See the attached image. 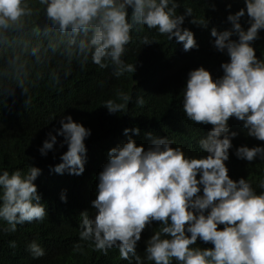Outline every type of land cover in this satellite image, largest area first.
Returning <instances> with one entry per match:
<instances>
[{
  "label": "clouds",
  "instance_id": "1",
  "mask_svg": "<svg viewBox=\"0 0 264 264\" xmlns=\"http://www.w3.org/2000/svg\"><path fill=\"white\" fill-rule=\"evenodd\" d=\"M61 33H70V44H78L84 59L90 56L99 68L114 65V75L134 73L135 64L122 59L132 41L134 25L157 29L168 40L183 43L185 51L197 47L194 33L183 28L186 8L177 15L176 0H40ZM241 8L227 19L231 30L213 28L214 47L226 52L230 62L222 64L223 76L213 79L203 66L190 71L183 92V108L189 120L211 124L200 148L207 153L199 158L186 156L167 138H154L145 150L131 138L113 147L99 173L94 218L81 213L80 239L91 241L97 251L107 254L119 250L122 260H136L137 242L147 225L160 222L161 227L146 242V258L154 264H264V191L259 194L245 178L233 180L225 161L233 147L235 132H229V118L243 121L247 134L264 141V59L257 58L252 42L264 29V0H245ZM230 7V6H229ZM129 8L132 9L129 16ZM249 17L245 30L240 21ZM23 0H0V28L7 29L22 16L30 15ZM192 23L206 24L203 21ZM238 39L233 40V34ZM145 39L144 44L150 43ZM125 101L129 96L123 95ZM143 105L144 100H138ZM104 106L109 113L121 112L125 105L112 100ZM56 135L47 134L39 149L42 155L62 136L68 150L54 171L81 175L85 170L86 144L91 130L74 121L71 115L60 120ZM130 130L125 129V135ZM131 131L139 133V129ZM236 156L248 162L264 159V147L241 146ZM41 169L31 166L26 173L15 170L0 173V221L15 232L18 225L43 221L47 215L34 181ZM199 176V179L197 177ZM264 188V183L260 185ZM202 191V194H201ZM66 201V196L61 195ZM223 225V228H218ZM211 243V248L193 247L197 239ZM15 248V242H11ZM34 259L45 250L36 241L28 245Z\"/></svg>",
  "mask_w": 264,
  "mask_h": 264
},
{
  "label": "trees",
  "instance_id": "2",
  "mask_svg": "<svg viewBox=\"0 0 264 264\" xmlns=\"http://www.w3.org/2000/svg\"><path fill=\"white\" fill-rule=\"evenodd\" d=\"M23 2L31 14L7 29L0 28V173H26L31 166L40 168L34 183L47 215L43 221L18 225L15 232H6L9 225L0 221V264H129L120 258L117 248L104 254L91 241L80 239L81 213L87 211L94 218L96 210L91 202L96 199L99 173L109 159V151L129 138L145 150L154 138H167L186 156L207 155L199 140L208 135L212 125L188 119L183 92L190 71L201 66L213 79L223 76L222 64L230 62V57L214 47L211 30H231L227 17L246 8L245 0H176L177 15L192 9V16L185 17L182 27L194 33L197 47L188 51L183 43L175 38L168 40L157 29L134 25L132 41L122 59L135 64L136 71L119 78L110 61L107 68L101 69L90 56L84 59L78 44L69 43L71 34L61 33L48 18L47 5L40 0ZM128 11L130 16L132 9ZM193 19L206 26L192 23ZM240 23L248 29L247 13ZM145 39L151 42L144 44ZM231 39L237 40L238 34ZM252 46L257 58L264 59V29ZM122 94L130 99L125 101ZM141 98L143 105L138 104ZM108 100L125 107L119 113H109L104 106ZM68 115L91 130L85 140V170L81 175L54 171L68 150L66 144L61 146L62 136H57V144L47 155L39 151L47 134L56 135L60 120ZM228 124L229 132L236 133L225 161L228 174L233 180H249L259 194L264 191L260 187L264 183V159L258 157L250 163L235 153L241 146L264 147V141L249 136L244 122L235 117H230ZM126 128L130 130L127 135ZM136 128L139 133L131 131ZM62 194L66 201L61 199ZM160 227V222L153 221L142 231L136 246L141 264H154L146 258V242ZM33 241L44 248L43 257H32L28 245ZM11 242H15V248ZM193 247L213 245L198 238Z\"/></svg>",
  "mask_w": 264,
  "mask_h": 264
}]
</instances>
